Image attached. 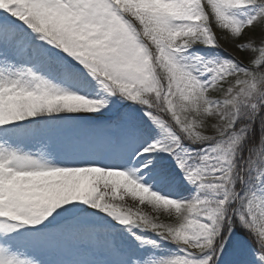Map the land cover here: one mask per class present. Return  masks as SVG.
<instances>
[{
	"label": "snow or ice",
	"instance_id": "1",
	"mask_svg": "<svg viewBox=\"0 0 264 264\" xmlns=\"http://www.w3.org/2000/svg\"><path fill=\"white\" fill-rule=\"evenodd\" d=\"M0 264H264V0H0Z\"/></svg>",
	"mask_w": 264,
	"mask_h": 264
},
{
	"label": "rangeland",
	"instance_id": "2",
	"mask_svg": "<svg viewBox=\"0 0 264 264\" xmlns=\"http://www.w3.org/2000/svg\"><path fill=\"white\" fill-rule=\"evenodd\" d=\"M229 51H234V49H231V48L229 47Z\"/></svg>",
	"mask_w": 264,
	"mask_h": 264
}]
</instances>
